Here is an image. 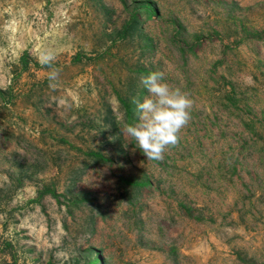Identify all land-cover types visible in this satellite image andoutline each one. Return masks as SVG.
Listing matches in <instances>:
<instances>
[{
    "label": "rangeland",
    "instance_id": "obj_1",
    "mask_svg": "<svg viewBox=\"0 0 264 264\" xmlns=\"http://www.w3.org/2000/svg\"><path fill=\"white\" fill-rule=\"evenodd\" d=\"M154 71L193 100L158 161ZM0 264H264V0H0Z\"/></svg>",
    "mask_w": 264,
    "mask_h": 264
},
{
    "label": "clouds",
    "instance_id": "obj_2",
    "mask_svg": "<svg viewBox=\"0 0 264 264\" xmlns=\"http://www.w3.org/2000/svg\"><path fill=\"white\" fill-rule=\"evenodd\" d=\"M55 59L51 50L42 51L39 56L52 88L57 86L60 75ZM139 83L148 95L131 99L135 121H125L120 131L135 142V147L146 159L158 161L166 149L178 144L180 131L191 119L193 100L188 93L169 85L163 72L154 71L141 76Z\"/></svg>",
    "mask_w": 264,
    "mask_h": 264
}]
</instances>
